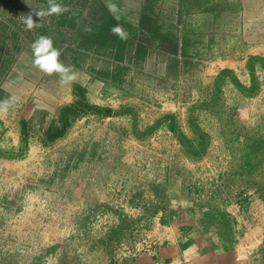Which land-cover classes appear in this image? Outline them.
<instances>
[{
    "label": "rangeland",
    "instance_id": "rangeland-1",
    "mask_svg": "<svg viewBox=\"0 0 264 264\" xmlns=\"http://www.w3.org/2000/svg\"><path fill=\"white\" fill-rule=\"evenodd\" d=\"M238 34L54 142L0 112V264H264V37Z\"/></svg>",
    "mask_w": 264,
    "mask_h": 264
},
{
    "label": "crops",
    "instance_id": "crops-1",
    "mask_svg": "<svg viewBox=\"0 0 264 264\" xmlns=\"http://www.w3.org/2000/svg\"><path fill=\"white\" fill-rule=\"evenodd\" d=\"M38 1L39 8L48 7V0H33L35 5ZM26 2L29 0H0V94L9 100L18 98L16 106L25 114L19 116L18 136L25 145L30 138L24 136L22 122H27L30 137L32 131L41 134L44 130L41 141L49 143V126L59 124L62 109L79 95L87 104L111 109L112 116L111 103L121 91L128 94L138 88L142 92L158 69L169 76L171 63L176 61L179 67L187 57L186 47L200 43L201 51L202 47L217 49L224 30L238 36L243 33L247 43L264 37V0H113L119 8V21L108 11L105 0H61L68 10L44 18L42 26L31 31L24 26L23 43L21 29L10 26L16 21L9 15L30 14L32 7L20 9ZM117 24L127 31L126 40L112 34ZM41 35L53 39L61 62L76 73L74 81L61 83L58 74L47 75L33 65L31 45ZM12 38L24 48L22 61H16L10 50ZM90 114L111 117L105 112ZM47 121L51 123L45 124Z\"/></svg>",
    "mask_w": 264,
    "mask_h": 264
},
{
    "label": "clouds",
    "instance_id": "clouds-1",
    "mask_svg": "<svg viewBox=\"0 0 264 264\" xmlns=\"http://www.w3.org/2000/svg\"><path fill=\"white\" fill-rule=\"evenodd\" d=\"M105 6L113 17L119 21V8L113 0H105ZM68 9L62 4L61 0H48V7L33 8L32 12L22 18V23L26 30H33L42 26V21L46 17L60 15ZM35 16L37 19H34ZM112 34L120 40L128 38L127 31L120 25H115L112 29ZM32 47V63L41 72L47 75L58 74L61 83H70L76 79V73L68 66H65L60 60V50L55 47L53 39L46 35H41L35 39ZM18 102L17 97H12L9 101L0 104V112L7 113L11 108H14Z\"/></svg>",
    "mask_w": 264,
    "mask_h": 264
},
{
    "label": "trees",
    "instance_id": "trees-1",
    "mask_svg": "<svg viewBox=\"0 0 264 264\" xmlns=\"http://www.w3.org/2000/svg\"><path fill=\"white\" fill-rule=\"evenodd\" d=\"M171 65L174 71L178 67V63L176 61H173ZM5 96L6 95L2 96L0 94V98L5 97ZM103 112H105V115L111 116L112 110L109 108L104 109L101 107L87 104V102L83 100V98L79 95V99L76 102H74L73 104L67 105L62 109L61 115L59 117V124L49 126L46 132L48 141L53 142L60 137H64L66 133L68 132L70 125L75 119H78L79 117L87 113H103ZM22 131L26 138H30V132H29L27 122H22ZM218 219H219L218 217H213L211 221H214L215 223H217L219 222ZM222 219H223V223L225 222V226H226V227H223L225 230L224 229L222 230H224L225 232L221 231L220 228L218 229L221 231V234L226 239L228 238L227 232L229 231L228 226H227L228 215L222 214ZM218 227L220 226L218 225Z\"/></svg>",
    "mask_w": 264,
    "mask_h": 264
}]
</instances>
